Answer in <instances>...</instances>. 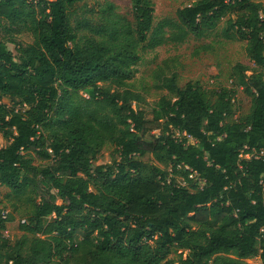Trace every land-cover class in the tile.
I'll return each instance as SVG.
<instances>
[{
    "label": "trees",
    "instance_id": "16d2710c",
    "mask_svg": "<svg viewBox=\"0 0 264 264\" xmlns=\"http://www.w3.org/2000/svg\"><path fill=\"white\" fill-rule=\"evenodd\" d=\"M81 1L0 0V28L31 36L7 39L17 59L0 39V231L16 216L20 231L0 233V264H264V4L175 0L154 23L152 0H129L132 20L105 0L97 21L74 16ZM233 12L223 32L254 65L236 64L248 111L233 117V88L161 71L145 118L142 54Z\"/></svg>",
    "mask_w": 264,
    "mask_h": 264
},
{
    "label": "rangeland",
    "instance_id": "374dc122",
    "mask_svg": "<svg viewBox=\"0 0 264 264\" xmlns=\"http://www.w3.org/2000/svg\"><path fill=\"white\" fill-rule=\"evenodd\" d=\"M114 6L117 14L124 16L128 20H132L130 13L129 0H106ZM105 0H83L75 8L74 16L88 17L91 21H97L98 10L100 5H105ZM264 4V0H253ZM154 23L166 18H173L175 9L178 6L175 0H152ZM235 13L223 17L217 27L207 33L202 38H189L186 42L176 44L173 42H165L156 46L154 50H147L142 54L140 61L136 64V72L131 79L132 88L144 95L145 102L142 104L145 118H151L152 108L161 95L167 93L166 89L157 87V83L163 74L174 73L178 86H183L187 81L197 80L204 89L219 90L222 87L235 89L233 106L235 108L234 116L248 111L250 107V98L244 92V80L236 64L240 63L253 67V63L249 60L245 52V40L226 37L223 30L227 27L226 19L234 17ZM12 38L22 43L31 42V36L28 32L8 33L0 28V39L6 42L7 48L12 52L15 58H18L15 43L8 41ZM157 71V72H155ZM252 72L251 69L244 71V75L248 76ZM4 141L0 136V146ZM33 163L38 164L41 161L37 158L33 159ZM94 163V162H93ZM97 163L111 164V147L105 146L98 155ZM176 179L184 184L180 176ZM196 181V179H194ZM201 183H199L200 185ZM4 187H0V207H7L5 201ZM18 216L12 221L6 222V227L1 230V235L8 237L10 240L19 236L16 224ZM249 264H260L257 257L248 258Z\"/></svg>",
    "mask_w": 264,
    "mask_h": 264
},
{
    "label": "built area",
    "instance_id": "2783aa9c",
    "mask_svg": "<svg viewBox=\"0 0 264 264\" xmlns=\"http://www.w3.org/2000/svg\"><path fill=\"white\" fill-rule=\"evenodd\" d=\"M182 134H185V132H183ZM186 136H187V138H189V140H190L191 142H194V139H193L191 136H189V135H186ZM245 156L248 157V155H245ZM8 212H9V210H8L7 208L1 209V210H0V218H1L2 220L6 221V219H7V215H8ZM21 221L23 222L24 219H22Z\"/></svg>",
    "mask_w": 264,
    "mask_h": 264
}]
</instances>
